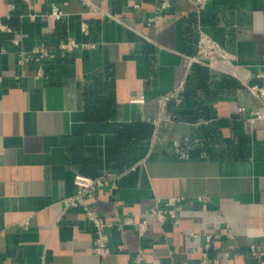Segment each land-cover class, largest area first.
Instances as JSON below:
<instances>
[{
	"label": "crops",
	"instance_id": "1",
	"mask_svg": "<svg viewBox=\"0 0 264 264\" xmlns=\"http://www.w3.org/2000/svg\"><path fill=\"white\" fill-rule=\"evenodd\" d=\"M157 3L0 0V264H136L140 251L141 264H264V107L248 89L264 73V0ZM201 31L236 59L194 61ZM69 39L97 47L65 53ZM76 175L112 176L88 203L147 221L146 236L112 228L96 255L93 224L64 204ZM173 197L179 223L159 229L151 208Z\"/></svg>",
	"mask_w": 264,
	"mask_h": 264
},
{
	"label": "built area",
	"instance_id": "2",
	"mask_svg": "<svg viewBox=\"0 0 264 264\" xmlns=\"http://www.w3.org/2000/svg\"><path fill=\"white\" fill-rule=\"evenodd\" d=\"M25 3L30 4V0H23ZM157 1L156 12L160 13L170 9L173 3L176 0H155ZM193 4L196 9L201 12L207 9L211 0H185ZM68 4L67 1L63 2V6ZM136 8H139V3L134 5ZM31 7V6H30ZM13 9V5H10L9 10ZM51 16L56 20H61L64 16V9L58 5L52 7ZM31 19H35V15H30ZM153 19H149V22H152ZM1 32H11V29L0 23ZM82 32L88 33V25H82ZM15 45H19V40L16 39ZM59 49L65 53H72L79 49H95L97 47L94 43H79L74 39H69L67 41H61L59 43ZM12 51V49L5 46L0 47V53H6ZM18 54V63L19 65H25L26 63L43 58L45 55L44 45H40L32 49L31 51L20 49L16 52ZM236 59V56L223 47L214 37L205 31H201L197 44V57L194 58V61H204L208 63H218L221 66H224L227 62H232ZM44 73L42 69L39 70L37 77H43ZM261 81L257 84L248 85V89L251 93L257 97L263 107H264V73L259 75ZM181 89L175 90L167 94L163 98V106L167 105L171 101L180 102ZM142 99H133V102H141ZM240 112H245L244 108L240 109ZM252 120H260L264 122V110L256 111L252 114ZM75 186L77 188L76 193L69 198L64 200V204L67 208L81 209L83 216L86 220L91 222L95 228V241L93 246V252L98 256H106L110 253V235L109 230L112 228H117L119 231L124 232L127 227H134L138 235L143 238L146 236L149 224L147 221H137L133 217L123 216L118 212L117 204L115 207V219L107 220L103 216V207L91 205L88 203V199L94 198L99 189L115 184V179L110 175H103L97 178L87 177L84 175H76L75 177ZM199 202H208L209 197H199ZM184 198L173 197L169 198L166 201H161L160 199L152 206L151 213L157 218L156 225L159 229L162 228V225L170 220L173 223H179V217L177 214V209L182 207ZM21 224L26 226L28 221H22ZM193 236H195L192 233ZM211 236L207 237L206 248L210 247ZM257 254L264 255V252H256ZM143 252L140 253L135 258L136 264H141L143 261Z\"/></svg>",
	"mask_w": 264,
	"mask_h": 264
}]
</instances>
